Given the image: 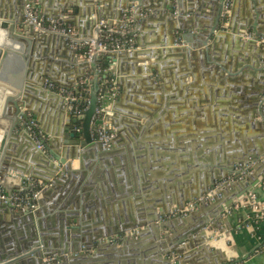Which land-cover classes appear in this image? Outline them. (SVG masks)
Listing matches in <instances>:
<instances>
[{"label":"crops","instance_id":"obj_1","mask_svg":"<svg viewBox=\"0 0 264 264\" xmlns=\"http://www.w3.org/2000/svg\"><path fill=\"white\" fill-rule=\"evenodd\" d=\"M64 1L76 2L37 0V8L44 17L71 24L80 37L93 35L101 20L108 25L118 20L122 10L130 11L133 17L132 49L124 51L131 57L118 56L113 61L114 55L105 53L108 75L116 85L113 99L106 103V118L114 130L110 149L114 151L100 160L90 158L91 152L86 153L89 157L84 162L96 177L92 179L88 174L92 182L87 184V191L105 190L126 201L106 204L99 213L91 208L85 210L83 223L87 229L93 230L97 225L119 228L124 224V215L147 211L154 199H172L170 206L179 207V199L187 203L188 198H196L195 193L202 189L199 183L207 182V154H212L217 166L227 163L225 153L230 146L264 145V122L256 105L264 94V46L239 35L245 28L253 32L249 23L254 21L256 30L264 32V0H227L226 22L223 24L220 18L210 38L206 34L219 15V0H182L179 7L175 0H99L100 4L83 0L75 7L61 9L58 4ZM129 3L132 6H120ZM176 8L183 13L176 16ZM98 9L101 18L93 26L91 21L97 18ZM91 11L95 15H90ZM32 33L26 37L24 48L30 51L25 73L41 75L35 82L25 79L24 84L39 87V96L28 93L39 110H25L41 133L35 140L41 145L39 149L47 153V145L63 155L64 146L54 143L53 133L68 124V113L63 97L48 91L44 82L72 89L79 78L92 77L94 68L83 58L82 51L70 46L62 36L38 34L33 29ZM1 39L16 42L8 37ZM14 52L13 46H3L1 61L6 57L10 63L18 56ZM11 80L1 81L0 91H4L0 92V101L6 94L21 92L22 82L17 80L15 85ZM3 105L4 101L0 102V138L8 126ZM69 124L75 127V123ZM65 142L73 143L74 139L66 138ZM23 152L24 146L19 145L10 162L26 163L38 169V176H49L50 167L25 160ZM78 167V159H73L71 169ZM30 179L43 186L46 183L41 178ZM159 181L164 184L159 185ZM125 192L130 197L125 198ZM251 192L262 203L263 213L258 219L251 205L244 202L233 205L221 218L225 242L221 239L223 244L217 248L227 264H264V249L259 248L264 241V180ZM139 199L142 202L138 203ZM76 206L82 213L81 204ZM210 247L215 251V246Z\"/></svg>","mask_w":264,"mask_h":264},{"label":"water","instance_id":"obj_2","mask_svg":"<svg viewBox=\"0 0 264 264\" xmlns=\"http://www.w3.org/2000/svg\"><path fill=\"white\" fill-rule=\"evenodd\" d=\"M181 1L175 0L177 7ZM219 2L220 12L207 31L208 38L215 32L227 0H219ZM80 3L82 0H76L75 3L64 1L58 5L63 9L75 7ZM93 3L101 2L94 0ZM120 6L129 7L132 4H120ZM61 12L63 13V10ZM182 13L183 11L176 8V16ZM92 14L94 12L91 11L90 15ZM22 17L23 0H0V28L5 30L8 38L19 42L23 49V44H27L26 37L33 33L31 27L22 22ZM96 17L97 20L101 18L99 9ZM249 25L252 26L253 31L249 40L255 42L257 37H264L263 31L256 30L255 21ZM246 30L245 28L243 31ZM242 32L239 35L244 38ZM27 51V49L23 51L21 60L26 61L29 56ZM109 54L114 55L113 61H116L118 56L131 57L124 51ZM4 58L1 63L8 64V60ZM98 59L99 57H95L90 60V65L94 69L88 105L80 118L81 136L79 137L69 124L76 123L78 118H71L69 114L68 124L53 133L54 143L64 146L63 155H59L47 145L45 147L47 153H44L36 146L34 138L22 124L25 108L39 110L28 96L31 85H25L26 88L21 87V93L8 95L4 101L3 116L7 119L8 126L0 141V188L5 193L21 191L28 186L30 177L41 178L46 183L38 192L37 206L33 211H24L7 204L0 205V264H227L220 250L212 244V240L223 239L225 242V231L221 225L222 216L264 180V145L244 148L237 143L235 148L230 146L225 153L229 158L226 160L227 163L217 166L213 164L212 154H207L208 162L205 164L207 182L199 183L202 189L195 193L196 198L187 199L188 202L196 201L191 208L186 207L183 211L172 214L173 209L182 208L186 204L185 200L179 199L177 201L179 207L172 208L170 206L172 199H154L147 211L124 215V224L119 228L97 225L90 230L85 227L83 223L85 210L91 208L99 213L106 204L115 203L117 200H121L122 203L126 201V199H117L105 190H86L87 184L96 178L92 174L93 170L86 169L84 162L85 158L89 157L86 153L91 152L90 158L100 160L114 151L110 149L111 146L102 149L99 142L91 136L92 117L98 104L100 76L96 66ZM5 64H0V67ZM16 65V75H18L19 70L22 69L19 59ZM6 67L7 70L10 69V65ZM29 69L33 71L30 66ZM40 75L41 73L35 75L27 71L23 81L31 79L35 82ZM43 77L42 75L41 78ZM38 89L39 87L34 88L30 95L39 96ZM47 90L52 91L48 88ZM256 105L257 114L264 122V94L259 97ZM41 118L42 111L39 112V120L42 124ZM66 138L74 139V142L67 143ZM19 145L24 146L25 152L22 157L25 160L35 163L36 166L44 164L51 168L49 176H38V169L26 163L10 162V156ZM73 159H78L79 167L76 170L71 169ZM245 163L251 164L253 170L246 172L242 180L234 181L229 187L221 190L216 187L217 180L238 173L239 170L235 169V166ZM215 171L218 172L217 176ZM89 173L93 176L92 179H89ZM158 184L162 185L164 182L159 181ZM128 194L130 193H124L125 198L130 197ZM205 194L207 198L203 196ZM142 200L139 199L137 202L140 203ZM77 203L81 204L82 213L76 209ZM155 204H160L157 209H153ZM70 205L73 208H69ZM6 216H9V219H5ZM208 230L210 232L206 233ZM216 230L220 231L219 235L215 234ZM119 234L122 235L119 242L109 240L110 236ZM211 244L215 246V251L210 247Z\"/></svg>","mask_w":264,"mask_h":264},{"label":"built area","instance_id":"obj_3","mask_svg":"<svg viewBox=\"0 0 264 264\" xmlns=\"http://www.w3.org/2000/svg\"><path fill=\"white\" fill-rule=\"evenodd\" d=\"M228 15V1L223 6V12L221 14L222 23L225 24ZM22 22L27 24L33 31L38 34L54 33L62 36L66 42L73 46L76 49L83 48V58L86 60H91L92 58L99 57L102 53L107 52H123L129 51L132 49V40L128 38L126 42H119L118 40H111L109 43L105 41L103 32H117L120 35H126L130 32H133V17L131 12L126 14V10H122L118 20L112 21L109 25L101 20L98 24L95 36L91 39H86L85 37H80L76 34L75 28L66 22H63L59 19H52L42 16L37 8V1L35 0H23V17ZM243 31V30H242ZM241 31V32H242ZM252 33L248 30L242 32V36L245 39H250ZM255 43L264 46V37L259 36L255 39ZM105 74L101 83H99L98 88V104L95 110V113L92 117L91 123V136L93 139L99 142V145L102 149L110 148L113 138L114 130L108 122L107 116V101L113 99L116 93V85L114 80L109 77L108 69H105ZM91 76H83L79 78L75 86L72 89H64L56 87L50 81H45L44 86L48 89L58 92L64 100L63 107L65 111L71 116L80 119L83 113V110L88 105V98L78 89L82 85L87 84L88 93L91 86ZM78 88V89H77ZM25 116L22 117V124L27 128L29 134L37 140L41 133L37 128V124L34 118L30 113L24 110ZM75 132L81 133V125L74 127ZM4 133H2L3 136ZM0 138V141L2 139ZM38 148H41L39 143H36ZM252 168L251 164H237L235 169L239 170L236 174H229L219 181L216 182V187L221 190L225 187H229L234 181L242 180L245 177L246 172H249ZM29 179L28 186H26L21 191H11L10 193H5L0 188V205H11L14 208H20L24 211H33L37 206V195L38 192L42 189L43 184L35 179ZM211 191V190H208ZM207 198V194L204 196ZM248 203L251 205L254 212V217L258 219L262 215V203L258 201L255 194L249 192L245 197H243L240 202L236 203ZM196 201H194V204ZM192 202L186 203L182 208H175L172 211V214L179 213L183 211L186 207H193ZM122 235H112L109 237L110 241L119 242ZM260 249H264V241L259 244Z\"/></svg>","mask_w":264,"mask_h":264},{"label":"bare ground","instance_id":"obj_4","mask_svg":"<svg viewBox=\"0 0 264 264\" xmlns=\"http://www.w3.org/2000/svg\"><path fill=\"white\" fill-rule=\"evenodd\" d=\"M82 2H83V0H82ZM91 22H93V26H96L97 24H98V22H99V19L97 20V18H95L94 20H92ZM97 27H98V25H97ZM97 27H96V29H95V32H92V33H94L93 35H91V36H88V37H85L86 39H89V38H93L94 36H95V33H96V30H97ZM0 34H1V37L3 38V37H7V34H6V32H5V30H3V29H1L0 28ZM1 37H0V64H5V63H1V59H2V57H1V55H2V47L4 46V47H12L13 46V49H14V53L16 54V55H18L15 59H13L10 63H8V64H5V66H1L0 67V77H3L4 79H5V81H8V79H10L11 80V78H10V75H12L13 76V78H12V80H11V82H12V84H17V80H20L21 82H22V85H21V87L22 88H24V86L26 85V84H24V81H23V78H24V75H25V68H26V61H23V59L21 60V54H23V51L25 50L24 49V47H25V44H23V49H22V45L19 43V42H15V43H13L12 41H5V42H3L2 43V41H1ZM3 45V46H2ZM18 59H19V61H20V67L22 68V69H20L19 70V72H18V75H16L17 73V65H16V61H18ZM6 65L8 66V65H10V69L9 70H7V67H6ZM7 71H9V73L7 72ZM27 86V85H26ZM26 86H25V88H26ZM34 86H31V88L29 89V91H32L34 88H36V87H34ZM23 91V90H22ZM1 92V91H0ZM21 93V92H20ZM9 94H6L5 96H4V98L2 99V101H0V102H3V101H5V99H6V97L8 96ZM16 95H18V94H16ZM7 129V128H6ZM6 131V130H5ZM212 244L213 245H215L216 247H221L222 246V244H223V242L221 241V239L220 240H217V241H215V239H213L212 240Z\"/></svg>","mask_w":264,"mask_h":264},{"label":"trees","instance_id":"obj_5","mask_svg":"<svg viewBox=\"0 0 264 264\" xmlns=\"http://www.w3.org/2000/svg\"><path fill=\"white\" fill-rule=\"evenodd\" d=\"M130 11H127L126 10V14H129ZM105 37V41L107 43H109L111 40H118L119 42H126V40H128V38H130L132 40V37H133V32H130L126 35H120L119 33L117 32H103L102 33ZM80 52L82 51V54H83V51L84 49L83 48H80L78 49ZM106 56H105V53H102L99 55V59H98V63H97V66H98V70L100 72V76L98 78V82L101 83L102 81V77L103 75L106 73L105 72V69L107 68V63H106ZM78 89V88H77ZM81 91L83 94H85L86 96H89V93H88V86L87 84H84L82 85V87H80L78 89V91ZM80 119H78V121L75 123V126H80Z\"/></svg>","mask_w":264,"mask_h":264},{"label":"rangeland","instance_id":"obj_6","mask_svg":"<svg viewBox=\"0 0 264 264\" xmlns=\"http://www.w3.org/2000/svg\"><path fill=\"white\" fill-rule=\"evenodd\" d=\"M36 1H37V0H35V2H36ZM1 41H2V39H1ZM3 42H5V41H2V43H3ZM1 81H2V82H5V79H4L3 77H0V83H1ZM1 91L3 92L4 89L1 88ZM11 93H12V92H11ZM252 170H253V168H251L250 171H252ZM205 195H206V194H205ZM205 195H203V196H205ZM197 201H198V200H197ZM188 203H191V202H188ZM192 204H194V202H192ZM207 232L209 233L210 230L206 231V233H207ZM210 242H211V240H210Z\"/></svg>","mask_w":264,"mask_h":264}]
</instances>
